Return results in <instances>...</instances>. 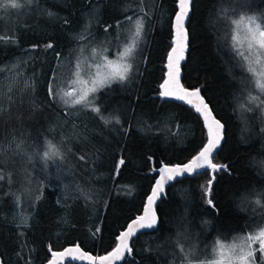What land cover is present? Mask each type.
Instances as JSON below:
<instances>
[{
    "label": "trees",
    "instance_id": "trees-1",
    "mask_svg": "<svg viewBox=\"0 0 264 264\" xmlns=\"http://www.w3.org/2000/svg\"><path fill=\"white\" fill-rule=\"evenodd\" d=\"M147 1L32 0L27 18L0 8V37L7 40L0 41V264H44L51 250L76 243L93 255L106 253L141 212L156 177L151 171L186 162L204 144L200 116L157 96L176 0H152L150 18ZM248 1L235 9L234 0H193L186 26L182 84L199 87L224 124L213 162L227 167L214 173L208 194L207 171L170 184L156 207L157 227L134 237L132 255L120 264H183L181 245L210 248L216 238H234L264 219V207L245 206L249 197L264 204V106L248 99L264 100V94L234 50L228 23L239 13L264 14V0L244 5ZM137 15L148 20L138 70L130 84H111L97 96L109 123L49 94L58 61L77 38L111 31ZM46 139L60 146L63 159L41 158ZM27 182L29 204L20 199ZM182 231L190 240L177 244Z\"/></svg>",
    "mask_w": 264,
    "mask_h": 264
},
{
    "label": "snow or ice",
    "instance_id": "snow-or-ice-1",
    "mask_svg": "<svg viewBox=\"0 0 264 264\" xmlns=\"http://www.w3.org/2000/svg\"><path fill=\"white\" fill-rule=\"evenodd\" d=\"M28 3H32V0H28ZM191 0H178L179 11L175 15V38L173 40V47L168 53V79L161 85L163 91L161 96L176 97L180 100L186 101L187 104L193 106L195 110L200 113L207 126V143L201 148L197 155L183 165L169 166L167 164L162 165L159 169V179L156 181L155 187L152 189V194L148 196L147 205L144 208V214L138 216L131 224L128 225L126 231H123L116 238V246L105 256L92 257L87 254H81L80 259H87L90 262L99 261V264H113L114 261H120L124 258L125 252L131 254L132 249L129 244L130 238L136 233L138 229L153 228L157 223L155 212L153 211V204L158 195L163 191L166 181L172 180L175 176L184 173H196L199 170L212 169L218 171L220 169H226V165H220L212 162V154L214 150L220 144L222 138L223 125L211 116V112L208 109V105L205 103L203 97L200 95V89L189 90L185 88L179 81L180 76V61L185 59V50L187 48V32L185 29V19L188 16ZM21 4L18 0H0V8L18 9ZM227 9L223 10L224 17L227 18ZM50 16L53 13H48ZM132 21V17L127 18ZM231 31V40L234 50L237 55L246 64V71L251 75L252 83L254 87L262 94H264V14H247L239 13L234 19H228ZM134 30H130L129 43L125 44L123 50L117 53L116 59H109L107 56L101 54V63L90 65V68H94V72H88L85 78L82 75L80 68V62H77V71L74 73L76 79L70 84L71 90L64 91L63 89L54 90L49 86V94L52 96H59L65 105L74 107L76 105H82L85 108H90L96 113L99 118L105 123L110 122L109 117H105L101 114L99 107L95 106L93 96L99 89L112 84L113 82H123L128 79L132 69V64L129 62L135 50L138 47L139 41L142 38L144 22L143 18H138L133 21ZM81 39H84L82 36ZM0 41L7 42L6 38L0 37ZM14 42V40H13ZM35 47V46H34ZM46 48L53 47L52 44H47ZM83 51V50H81ZM97 50L92 49V53L95 56ZM72 85H79V87H73ZM249 101L258 102L261 106H264V100H260L259 96L249 95ZM3 109L0 108V111ZM117 123H119L118 117H113ZM20 144H17V148ZM41 158L45 161L53 158H64V154L61 151L60 146L53 143L51 140H45V150L42 153ZM31 159V157H29ZM84 159L83 156L80 157ZM124 163L121 159L117 165V171L119 166ZM4 177L0 175V180ZM212 180H209L207 185L204 186L206 193L211 191ZM207 203L212 205V200L208 199ZM255 203L261 207H264L260 199H257ZM214 206V205H213ZM22 224H27V218L21 219ZM258 245V247H254ZM79 245L75 248H65L63 251L51 252L53 257L48 261V264H56L57 257L72 256L73 253L80 252ZM180 251L183 253V264H194L192 256V250L186 251L183 246H180ZM261 253V261L264 262V227L259 228L254 233H248L243 236L235 237L232 242L224 243L217 240L213 246L212 253L213 260H200L198 264H255L256 252Z\"/></svg>",
    "mask_w": 264,
    "mask_h": 264
},
{
    "label": "rangeland",
    "instance_id": "rangeland-1",
    "mask_svg": "<svg viewBox=\"0 0 264 264\" xmlns=\"http://www.w3.org/2000/svg\"><path fill=\"white\" fill-rule=\"evenodd\" d=\"M252 1L253 0H250L246 2L244 5H249L252 3ZM18 2L21 4V7L18 8V10L20 11L19 17L20 15L24 18L30 17L31 13L33 12V7L31 6L32 3H28V0H18ZM234 6H235L234 7L235 9H241L242 0H234ZM144 8H145L144 11H147V15L150 18V14L153 11L152 0H148ZM5 9H10V8H5ZM13 10L14 9H12V11L10 12H13ZM247 14H256V13L248 12ZM141 17L143 18V22H144L143 34H142V38L139 41L138 47L135 50L134 55L131 58H129V62L132 64V69L129 74V77L127 80L123 82L117 81V82L112 83V84L114 83L130 84L131 79L133 78L134 74L138 70L137 68L139 67L140 62H141L143 47L146 44L145 41H146L147 30H148L147 29L148 20L143 15H137V16H134V18L132 17V21H129L127 19L123 21L122 23H116L115 28H113L111 31L110 30L103 31V34L101 33L103 36L101 34L97 35L93 32V34L87 36V38H84V39L77 38L79 42L76 43L74 46H71L67 50L68 52L64 54L61 57V59H59L58 61L57 69L53 76L54 77L53 82L50 84L53 87V89L57 91L60 89H63L64 91L71 90L70 84L73 80L76 79L74 73L77 71L78 61L80 62V68L82 70V75H84L85 78H88L86 74L88 72L95 71L94 68H90L89 66L97 64V63H101V54L107 56L109 59H116L117 53L123 50V47L125 44L129 43L130 30H134L133 21ZM93 25L94 24L86 26V31L92 28ZM90 32L92 31L90 30ZM93 48L97 50L95 56L92 53ZM72 86L77 87V88L79 87V85H72ZM106 87L107 86L99 89L96 93L93 94L92 97H90L91 99H93L95 106H97L98 104L97 102V96H99L98 93L102 91L103 89H105ZM55 97L58 99L60 104H62L63 106H67L64 104V102L60 99L58 95ZM262 172L264 174V164H262ZM31 186L32 184L27 182L25 188H28V187L30 188ZM29 188L25 190L23 196L20 198L26 201L27 204L30 203V199L32 198L31 190ZM255 201H256L255 197H249L247 201H245V206H249L251 211H254V209H256L255 207L257 206ZM261 227H264V219L258 226H255L254 228L244 233L236 235L235 237L243 236L248 233H254ZM188 238L190 240L189 232L182 231L180 237H176L174 241L177 244H181V243L183 244L184 240H188ZM234 238H231L228 240L216 238V240L212 243L210 248L199 247L198 245H195L193 243V245L190 246V248L192 247L191 250L193 253L190 258L193 259L194 264H198V261L200 260H213L214 256L212 253V249H213L215 242L219 240L224 243H230L233 241ZM254 247H258V245ZM260 257H261V253L257 251L255 255V264H264V262L261 261Z\"/></svg>",
    "mask_w": 264,
    "mask_h": 264
},
{
    "label": "water",
    "instance_id": "water-1",
    "mask_svg": "<svg viewBox=\"0 0 264 264\" xmlns=\"http://www.w3.org/2000/svg\"><path fill=\"white\" fill-rule=\"evenodd\" d=\"M192 2H193V0H191V3H190V8H189L188 16H190V13H191V5H192ZM175 5H176L177 10H176V12H175V14H174V16H173V18H172V23H171V30H172L171 42H172V43H171V46H170V48H169V50H168V52H167V54H166V57H165V63H164V67H163V68L165 69V71H164V77H163V79L161 80V82H160V84H159V86H158V88H159V92H158L157 96H158L161 100L173 101V102L181 103V104H183V105H185V106L191 108V109L193 110L194 113H196L197 115H199L200 118H201V120H202V124H203V126H204V129H205V131H206V140H205V142H204V144H206V143H207V139H208V135H207V131H208V130H207V126H206V124H205V121H204L203 116H202L200 113H198V112L195 110V108H194L193 106L187 104L186 101L180 100V99H178V98H176V97H166V96H161V95H160L161 91H163V89L161 88V85L164 83V81H165L166 79H168V75H167V74H168V67H167V64H168V53L171 51V48L173 47V40H174V38H175V15H176V13L179 11L178 0H176V4H175ZM188 16L186 17V19H185V24H184L185 29H186V32H187V28H186V26H187V22H188V19H189ZM187 41H189V40H188V32H187ZM187 50H188V42H187V48H186L185 53H184V55H185V59L182 60V61H180V76H179V81H180L181 84H182V80H181V79H182V75H183V72H182V64H183L184 61L186 60V52H187ZM182 85H183V84H182ZM183 86H184V85H183ZM184 87H185V86H184ZM185 88L189 89L190 91L196 89V88H189V87H185ZM197 88H199V87H197ZM199 89H200V88H199ZM200 95L203 97L205 103L208 105V109H209L210 112H211V116H213L216 120H218V121L223 125V129H222V138H221L220 144H219L218 147L214 150V152H213V154H212V157H211L212 162H213V157H214L215 154L220 150L221 145H222V143H223V141H224L225 127H224V124L222 123V121H221L220 119H218L216 116H214V113H213V111H212L210 105H209L208 102L206 101L205 97L202 95L201 90H200ZM204 144L202 145V147L204 146ZM202 147H201V148H202ZM201 148H200V149H199V150H198L193 156L197 155L198 152L201 150ZM193 156H192V157H193ZM192 157H191L190 159H188V160H187L186 162H184V163H175V164H167V165H169L170 167H171V166H174V165H183V164H185V163H188V162L192 159ZM213 163H214V162H213ZM162 165H164V163L161 164L158 168H155V169H153V170L151 171L152 173H155V174H156V177H155V179L153 180V184H152V186H151V189H150L148 195H147L146 198H145V201H144V204H143V207H142L141 212H140L139 214H137L135 217H133V218H132V219H131V220L125 225V227H124L122 230H120V232L117 234L116 238L119 236V234H120L121 232L127 230L128 225L131 224L133 220H135L138 216H142V215L144 214V208H145V206L147 205V202H148V196H150V195L152 194V189L155 187L156 181L159 179V172H158V169H159ZM220 165H221V164H220ZM220 170H225V169H220ZM205 171L209 172V174H210V180H212V182H213V180H214V173H215L216 171H213L212 169H207V170H203V169H202V170H199L198 172H196V173H192V174L184 173V174H181V175H177V176H175L172 180H169V181H166V182H165V184H164V188H163V191L158 195V197L156 198V200H155V202H154V204H153V211L155 212V215H156V218H157V223H156V225H155L153 228H142V229H138V230L136 231V233H134V235H133V236L130 238V240H129L130 247H131V242H132L133 238L136 237L138 234L152 231V230H154V229L157 227L158 222H159V219H158V215H157V212H156V207H157L158 203L160 202L161 198H163V197L166 195V189H167V187H168L170 184H172L173 182H175L176 180L182 179V178H184V177H191V176H193V175H195V174H200V173L205 172ZM218 171H219V170H218ZM211 186H212V184H211ZM207 194H208V193H207ZM116 238H115V240H116L115 245H114L109 251H107V252L104 253V254H100V255L94 254V255H93V253H91V252H89V251H85V250H84L79 244L76 243V244H72V245H67V246H65V247H63L62 249H59V250H51V251H50V256H49L48 260H47L44 264H48V261H49L50 259L53 258V257L51 256V252H53V251L60 252V251H63L65 248H75L77 245H79V248H80V250H81L80 252L73 253L72 256L57 257V258H55V259H56V264H65V263H67V262H73V263H77V264H99V261H98V260L95 261V262H90V261L87 260V259H83V260H81L79 257H80V255H81L82 253H83V254H87L88 256H92V257H100V256H105V255H107V254H108L109 252H111L112 249L116 246V243H117V239H116ZM131 249H132V248H131ZM131 255H132V252H131V254L125 252L124 258H123L122 260H120V261H114L113 264H120L121 262H123V261L126 259V257H130Z\"/></svg>",
    "mask_w": 264,
    "mask_h": 264
}]
</instances>
